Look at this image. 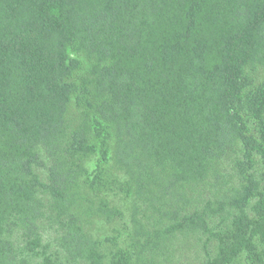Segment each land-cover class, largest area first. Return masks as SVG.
Wrapping results in <instances>:
<instances>
[{"label": "trees", "instance_id": "trees-1", "mask_svg": "<svg viewBox=\"0 0 264 264\" xmlns=\"http://www.w3.org/2000/svg\"><path fill=\"white\" fill-rule=\"evenodd\" d=\"M0 264H264V0H0Z\"/></svg>", "mask_w": 264, "mask_h": 264}, {"label": "rangeland", "instance_id": "rangeland-1", "mask_svg": "<svg viewBox=\"0 0 264 264\" xmlns=\"http://www.w3.org/2000/svg\"><path fill=\"white\" fill-rule=\"evenodd\" d=\"M94 162V159L90 162V165L92 166ZM120 225L119 222H117V227ZM111 227V228H110ZM107 233V234H106ZM94 235H96L97 237H103L104 235H113V229L112 226H110L109 224L107 225L104 222H99L96 224L95 228H94Z\"/></svg>", "mask_w": 264, "mask_h": 264}]
</instances>
